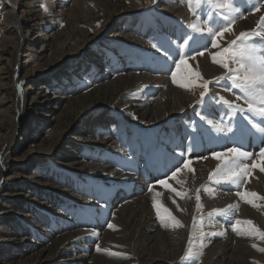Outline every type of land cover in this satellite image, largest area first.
I'll list each match as a JSON object with an SVG mask.
<instances>
[{
    "label": "rangeland",
    "instance_id": "obj_1",
    "mask_svg": "<svg viewBox=\"0 0 264 264\" xmlns=\"http://www.w3.org/2000/svg\"><path fill=\"white\" fill-rule=\"evenodd\" d=\"M9 1L14 7L12 18L6 13L5 0H0V264H73L83 254L86 257L84 260L80 259V264H199L197 257L189 261L181 260L189 247L191 226L186 232H181L186 242L185 250L183 249L178 258L168 246L174 244L176 236L173 232L167 233L165 230L145 233L144 237L135 233L130 224L114 219L115 230L110 229L108 224L104 226L105 229L101 230L102 241L97 243L98 240L91 236L94 248H84V240L88 237L79 235L80 230L86 231V226L93 225L97 220L103 224L107 221L109 223L110 215L106 214L107 218L102 217L95 207L102 204L101 199L112 191L114 186L109 181L104 182L102 177L94 179L92 176L94 180L87 177L90 173L83 167V163H90V157L79 151L80 144L88 142L87 131L93 126L90 123L94 117L104 113L108 118L120 115L118 108L126 103V91L133 86L130 79H111L107 76V71L105 75L101 74L102 70L93 67L92 63L101 57H106L108 61L114 51L122 58L132 56L133 58L128 60L129 63L136 58L134 54H139V62L145 61V73L152 72L151 74L159 76L162 73L159 69L161 64L171 68L167 56L158 60L148 58L151 54L156 56L154 51L140 48L142 45L133 39L138 38L133 33L136 30L131 29L129 25H136L140 29L144 27L143 30H147L148 36L140 33V37L151 38L152 32L162 30L157 23H152L154 15L163 21L174 20L173 17L158 9L157 3L160 0L155 3L151 1L146 7L140 6V3L136 4L135 0ZM246 2L248 0H236L241 13L245 11L242 19L258 10L264 14V5L260 8L255 0ZM253 2L256 4L254 8ZM164 3L168 5L165 0ZM261 3H264V0H261ZM247 7H252V12L246 14L248 10L243 8ZM261 16L264 17L259 15L257 21L261 20ZM143 19L148 23L144 24ZM13 21H16L14 25L19 27L16 33L7 28L13 25ZM175 21L177 26L187 30L181 25V20ZM257 27L258 22L251 29L242 27L237 35L241 32L253 34V41L262 44L264 37L254 35ZM181 29L179 31H182ZM127 33H131L133 38L126 37ZM19 35L23 44L19 41ZM235 39L236 37L231 39L228 45ZM197 40L201 41L194 43L193 47L210 44L206 36L198 37ZM159 43L155 44L160 46ZM132 52L134 53L131 54ZM140 70L143 71L141 67ZM225 83L227 82L220 80L213 85L224 86ZM199 94L200 92L195 101L196 110L191 114V122L195 129L197 128L196 132L191 136L190 147L188 145L180 151L176 149L173 159L178 157L180 152H185V155L197 153L192 152L197 149V143H200L199 147L210 152L226 151L229 147L241 144L243 150L257 153L264 147V136L252 129L242 118V114H234L230 121L229 116L223 113L227 111L226 106L211 95L210 100H215L213 104L223 109L220 110V115L213 113L214 117L217 119L219 116L218 122L225 120L223 126L228 122L229 126L226 125V128L231 127L233 131L217 132L207 120L202 121L198 113L206 116L203 112L207 109V103H201ZM213 115L207 119L212 120ZM132 119L136 117L132 116ZM183 120L181 117L178 122ZM162 126L156 124L143 126L142 129L158 130ZM171 129L175 133L174 127ZM93 130H96L95 126ZM142 137L140 135L135 139L141 140L140 142L132 141L125 152L120 151L118 161L115 159V164L111 163L116 169H132L123 167V164L127 162L129 154H138L137 148L141 149V155L144 153ZM208 142L212 143L210 147ZM148 158L157 160L159 156L149 153ZM101 159L103 163H107V160L110 162L109 156L107 160L104 156ZM172 163L173 169L169 173L176 166V163ZM248 163L251 164V160ZM165 166L163 163L160 166L157 174L159 180L169 174L163 170ZM79 174H83L87 182L82 180L81 186L77 188ZM136 175L140 177L139 174ZM154 177L155 173H150L149 179ZM218 188L221 193H237L239 190L229 183H222ZM130 194L131 192H125L121 195L127 198ZM112 200L113 198L110 202ZM76 214L79 217H76ZM216 216L214 214L213 218ZM78 220L83 223L82 226L77 225L80 223H77ZM69 221L75 224L72 227L64 225ZM92 227L96 229L95 226ZM232 234L237 235L233 230ZM194 238L195 236L193 240ZM216 243L221 244L220 241ZM98 246L100 251H97ZM238 246L245 250L242 244ZM203 258L204 264H211L209 254L205 253ZM219 264H264V252L247 249L244 253L240 251L232 254L229 260Z\"/></svg>",
    "mask_w": 264,
    "mask_h": 264
},
{
    "label": "bare ground",
    "instance_id": "obj_2",
    "mask_svg": "<svg viewBox=\"0 0 264 264\" xmlns=\"http://www.w3.org/2000/svg\"><path fill=\"white\" fill-rule=\"evenodd\" d=\"M135 1L136 4L140 3V6L146 7L152 0ZM165 2H168V5H165L164 0L158 1L157 7L167 16L171 18L173 17L174 20L163 21L162 18H158L154 15V20L152 23L154 25L157 23V26H160L159 28L162 30H156L151 33V38L147 37L144 39L143 37H140V33L144 34V36H148L147 30H143L144 27H141L140 29L136 25H129L131 29L136 30V32L133 33H135L138 38L136 39L130 36L131 33H127V35H125L126 37L137 40V43L142 45L140 48L143 50L146 49V51H154V55L156 56H153L152 54L148 55V58L151 57L154 58V60H158L160 57H166V55L163 54V50L168 51L172 57L178 59L177 44L180 42V37H182L188 29L185 30L183 27H179V25L177 26V22L175 20H181V25L184 27L185 25H188L196 20V17L189 11L187 0H165ZM257 5H259L261 8L264 3ZM4 6L7 15L12 18V15L14 14V7L10 5V1L5 0ZM254 6H256L255 3L252 7L254 8ZM252 7L243 9L248 10L246 12L247 14L251 11ZM258 11H251L253 14L249 13V16L246 15L245 19H236L232 24V31L225 32L222 39L219 37L217 38L220 46L226 47L231 39L238 36L237 34L240 32L242 27H250V29L251 27L253 28L256 22H259L257 21L259 15H264L263 12ZM244 12H242V16H245ZM145 22L146 21L143 19L144 24ZM15 23L16 21H13V25L10 27L8 26L7 28L16 33L19 31V27L14 25ZM180 28H182V31H179ZM136 36L134 35V37ZM198 37L200 36L198 35L197 38ZM18 38L20 43L23 44L22 37L19 35ZM200 41L201 40H197L198 43ZM207 41L210 43L209 45H211V41L208 37ZM158 42L161 43H159L160 46L157 44L159 48L153 47L152 43L155 44ZM194 47H196V45ZM218 50V48H212L209 46L202 57L196 56L195 59L188 60L189 67L193 70L200 71L206 80H215L218 76L222 75L221 72L225 71L219 65L213 64L211 62L210 54L215 53ZM133 53L134 52L131 54ZM134 55L136 58L133 59V62L129 63L128 60H131L133 58L132 56L129 55L127 58H122L117 55L116 51H114L110 54L112 57L109 56L110 58L108 61L106 57H101L100 59L95 60V63H92L93 67L96 66V68L102 70V72H100L101 74L105 75L107 71V76L111 79H130L132 80L133 86L126 91V103L118 108L120 115H114L113 117L108 118L106 113H104L102 116L97 118L94 117L90 123L93 126L87 131V137H89L88 142L80 144L81 148H79V151H82L86 156L89 155L90 157V163L82 162L84 164L83 167L88 171V173H90L87 175V177L89 179H93L92 176H94V179L102 177L104 178V182L109 181L114 185L112 187L113 190L109 191V193L101 199L102 204L95 207V209H98L99 215L107 218L106 214H109L111 220L109 219V223L107 221L105 224H103L102 221L98 222L97 220L93 225L91 224L86 226V231L80 230L79 235L82 234L88 237V239L84 240V248L95 247V245H93L92 241L90 240L92 238L91 236H94L95 239L98 240L97 243L102 241L103 231L101 230L105 229L104 226L107 224H113L114 219L118 221H125L127 224L131 225V228L134 229L135 233L138 235H143L144 237L146 236L145 233L149 234L151 232H157L161 230H165L167 233L173 232L176 236L175 242L174 244H168V246H170L169 249L176 254L177 258L183 251L184 244L186 242L184 241L181 232H186L191 226L192 231H190V233H194L193 236H195L194 244L196 245L195 251L198 253L196 257L199 264H204L203 255L205 253L209 254V261L211 264H219L229 260L234 253H240V251L244 253V251L247 249L257 250V248H264V239H260L256 235L234 236V234H232V224L235 223V220L237 219L241 221L249 220L255 227L260 228V231H264V200H254V202L257 204V207L254 208L251 206V204L245 203L243 200H241L240 197L236 195V192L232 193L224 191V193H221V190L218 187H220L222 183L217 184L214 181H210L208 179L209 173L216 169L219 161L212 158L211 153L213 151L210 152V150L199 147L198 144L200 143L196 144L197 149L200 148L199 151L197 149L192 151L197 153L190 155L187 151L188 154H186V156L185 152H180L178 153V157L173 159L176 149L180 151L184 150L188 145L190 147L189 143H191V136H194V133L196 132L197 128L195 129V126L191 122V114L194 113V110H196L195 105L197 102L195 103V101L198 99V93L200 92V89H195V94H193V92L185 91L176 87L172 83L171 70L175 69V65L168 56L166 58L168 63L171 64V68H168V65L166 66L161 64L159 69L162 73H160L159 76H156L151 74L152 72H150V74L145 73V68L143 66L145 61L142 63L139 62V58H141L139 57L137 59L139 54ZM114 62L116 63L113 65ZM140 67L144 72L140 70ZM96 70L98 71V69ZM17 72L18 68L16 69V73ZM168 73L170 75H168ZM209 91L212 98H216V96H222L229 101L240 103L243 107H246V105L243 104V101H236L235 93L226 91L223 85L212 84L209 86ZM210 98L206 104L207 109L205 112H203V114H206V118H208V116L211 114L213 115V113H216L217 115L221 114L220 110L222 107L215 106L213 104L214 99L210 100ZM225 109L224 111H226ZM223 113L225 114V112ZM132 116H135L136 119H132ZM226 116L228 117V115ZM181 117L184 118L183 122H178V119ZM215 117L213 115L212 120L218 122L217 119L219 116L217 119ZM20 120L21 116H19L18 121L20 122ZM229 120L231 121L230 117ZM219 122L224 125L225 120H219ZM156 124H161L163 126L158 130L142 129L143 126L150 127L152 125L156 126ZM226 125H228V122L225 124V128ZM94 126L96 127V130H93ZM172 127H174L175 133L171 129ZM144 131H147V133H144ZM140 135L144 137L142 142L144 153L141 155V149L137 148L136 151L138 154L135 156L134 153L129 154V156L126 158L127 162L123 164V167L127 166L132 169L128 170L129 168H126L127 171H121L120 168L116 169L115 165H112L115 164V159L118 161L119 154L121 152H125V149H128L127 146H131L133 143L132 141L140 142L141 140H135L138 139ZM13 136L15 137V132H13ZM98 142L100 145H98ZM210 143H207L209 144V147L212 145V143ZM253 145L254 144H252V146ZM204 146L206 145L204 144ZM239 146H241V144ZM70 148H72V146H70ZM149 153H153V155L155 154L159 156V158H156L157 160H150L148 158ZM102 156L106 157V160L109 156L110 162L107 160L109 165L107 163H103V160L101 159ZM133 158L135 159L133 160ZM122 159H125V155ZM184 159L191 160L190 166L193 171L189 172L182 168L176 179H172L171 173H169L173 169V167H171L173 164L172 162H174V164L176 163V166L173 170L175 171L176 167L182 166ZM134 163L135 165H133ZM162 163L166 164L163 170L166 171L165 173L169 174L160 180H165L170 186L169 188H165L163 185L158 183L160 180L157 177V174ZM150 173H155V177L153 179H149ZM136 174H139L140 177ZM77 177L78 179L76 184L78 188L82 184L81 181L86 180L83 174H79ZM141 177H143L147 183L144 182ZM152 180H156V182H151ZM149 186L152 187L151 192L148 190ZM202 186L211 189V192L205 191L204 187ZM172 188L176 189L178 192L184 193L183 198L177 196L176 192L171 191L170 189ZM197 189H200V191L197 192ZM239 191L254 192L257 193L258 196H264V172H260L258 168L253 169L252 175L247 178V182L240 185ZM125 192H131V194L125 198L123 195H121ZM134 192L137 193L135 194ZM155 193H160V196L157 197L158 204L168 208L172 215L181 221L183 227L173 228L161 226V221L157 218L156 211L152 205V197ZM197 195L200 196V203L203 206L200 210H197L196 207ZM111 198H113V200L110 202ZM173 201H175V203H173ZM229 205L232 206L231 209H228ZM214 209H228V211L226 214L217 215L215 218H213V215L212 219H209V213H211ZM75 216L79 217L77 214ZM201 216L205 217L202 229L200 227ZM193 217H195L197 220V230L195 229V231L193 229ZM79 220L77 223L80 222ZM66 223L64 225L71 227L75 224L72 223V221ZM169 224H171V222ZM77 225L82 226L83 223L80 222ZM92 226H95L96 229H94ZM60 227L61 226H59V228ZM201 230L205 233L202 241L200 238ZM212 233H216V235H212ZM180 240L181 242H179ZM216 241H220L221 244L219 245L216 243ZM201 243H203V247L200 246ZM238 244H242L245 247V250L240 248ZM253 244L256 245V248L252 247ZM198 245L200 247H197ZM236 247H238V249ZM257 252L263 253L258 250ZM83 255H80L79 257L77 256L78 258L73 264H80L81 260H84L86 257Z\"/></svg>",
    "mask_w": 264,
    "mask_h": 264
},
{
    "label": "snow or ice",
    "instance_id": "obj_3",
    "mask_svg": "<svg viewBox=\"0 0 264 264\" xmlns=\"http://www.w3.org/2000/svg\"><path fill=\"white\" fill-rule=\"evenodd\" d=\"M152 2L155 3L156 0H152ZM187 3L189 11L196 17V20L185 25L189 31H186L180 37V42L177 44L179 58L176 59L168 51L163 50V54L168 56L175 65V69L171 70L172 83L178 88L193 92V94H195V89H202L199 94L200 101L201 103H208L210 96L209 85L217 83L220 80L226 81L227 83H225L224 89L229 92H234L236 101H243L246 107H243L240 103L229 101L222 96L215 98V100H218L222 105L226 106L227 111L225 115H228L231 119L234 114H242L251 128L264 136V43L257 44L252 39L253 34L241 32L228 46H220L217 38L222 39L225 32H231L232 24L235 20L242 18L241 9L237 6L236 0H187ZM256 3L260 4L261 0H256ZM45 10L47 11V9ZM198 35L200 37H208L211 41L210 46L219 49L215 53L210 54L211 62L223 68L225 73L213 81L204 79L200 71H194L188 65L189 59H195L196 56L202 57L209 47L207 44L200 45L199 48L193 47V44L197 42ZM254 35L264 37V17H261V20L258 22V27ZM153 47H158V45L153 44ZM198 115H200L202 120H207V123L217 132L233 131L231 127L225 128L221 122L207 119L205 115L200 113ZM211 156L213 159L218 160L219 163L216 169L209 173L208 179L217 184L229 183L239 189L240 185L247 182V178L252 175L253 169L258 168L260 172H264V147H261L258 153H251L243 150L240 146H233L227 148L226 151L212 152ZM249 160H251V164L248 163ZM190 165L191 160L184 159L182 166L176 167L175 171L171 172V178L176 179L182 168L192 172L193 169ZM158 183L165 188L170 187L165 180H160ZM148 190L151 192L152 187L149 186ZM170 190L176 192L177 196L183 198L184 193L178 192L174 188ZM204 190L211 192V189L206 187H204ZM199 191L200 189H197V192ZM236 195L245 203L251 204L254 208L257 207L254 200H264V196H258L254 192H241L238 190ZM158 196H160V193L153 195L152 205L156 211L157 218L161 221V226L173 228L183 227L181 221L173 216L168 208L158 204ZM196 200L197 210H200L203 206L200 203L199 195H197ZM231 208L232 206L229 205L228 209ZM228 209H214L209 213V219H212L214 214H226ZM167 221H171V224L167 223ZM203 222L204 217H201V229L203 228ZM196 226L197 220L193 217L194 231ZM108 227L113 230L116 228L113 224H108ZM232 230L238 236L256 235L260 239H264V232L260 231L249 220H235V223L232 224ZM193 235L194 233L189 234V247L186 249L184 256L181 257L182 261L194 260L198 254L195 251ZM204 235L205 233L201 230V241ZM212 235H216V233H212ZM200 246L203 247V243ZM252 247L256 248V245L253 244ZM100 250L98 246L97 251ZM257 250L264 252V248H257ZM112 255H116V253H112Z\"/></svg>",
    "mask_w": 264,
    "mask_h": 264
}]
</instances>
